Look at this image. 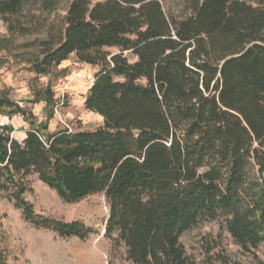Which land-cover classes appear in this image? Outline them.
I'll use <instances>...</instances> for the list:
<instances>
[{
    "label": "trees",
    "instance_id": "16d2710c",
    "mask_svg": "<svg viewBox=\"0 0 264 264\" xmlns=\"http://www.w3.org/2000/svg\"><path fill=\"white\" fill-rule=\"evenodd\" d=\"M0 20L42 37L35 76L70 56L96 68L83 103L102 119L93 131L34 127L0 91V115L30 126L17 141L0 125V192L25 222L95 233L37 215L24 199L36 176L65 204L102 194V237L130 264H195L180 239L202 222L264 264V0H0Z\"/></svg>",
    "mask_w": 264,
    "mask_h": 264
},
{
    "label": "rangeland",
    "instance_id": "374dc122",
    "mask_svg": "<svg viewBox=\"0 0 264 264\" xmlns=\"http://www.w3.org/2000/svg\"><path fill=\"white\" fill-rule=\"evenodd\" d=\"M93 2L99 0H92ZM41 36L10 35L0 20V91L34 115V126H46L47 132L65 129L55 115L56 105L61 120L72 132L93 131L102 126V119L84 109V97L93 80L96 68L80 63L70 56L46 76L30 72L29 62L39 57V47L33 41ZM115 53V49L107 50ZM41 97L34 100L36 93ZM48 92L52 93L46 102ZM19 117L0 115V125ZM15 122V121H14ZM43 128V127H40ZM29 189L24 199L37 215L70 222L80 220L95 229L87 240L60 238L45 229H36L24 221L21 211L14 208L0 192V241L9 264H130L124 256L111 251L102 237L107 207L102 194H93L75 204L63 203L36 176L26 179ZM186 254L195 264H246L252 261L233 242L218 222H202L185 233L181 239ZM256 254L264 262V246Z\"/></svg>",
    "mask_w": 264,
    "mask_h": 264
},
{
    "label": "crops",
    "instance_id": "0c3cea01",
    "mask_svg": "<svg viewBox=\"0 0 264 264\" xmlns=\"http://www.w3.org/2000/svg\"><path fill=\"white\" fill-rule=\"evenodd\" d=\"M16 116H18V115H13L11 117H16ZM18 117H19L18 119H16V120H8L5 123H2V125H7L11 129V137L14 138L17 141H20L23 138V136H24V132L28 128H30V126L28 125L27 122H25L22 119L21 116H18ZM37 124H38V126L43 127V125L41 126L40 125L41 123L38 122V121H37ZM33 126H34V122H33Z\"/></svg>",
    "mask_w": 264,
    "mask_h": 264
},
{
    "label": "built area",
    "instance_id": "2783aa9c",
    "mask_svg": "<svg viewBox=\"0 0 264 264\" xmlns=\"http://www.w3.org/2000/svg\"><path fill=\"white\" fill-rule=\"evenodd\" d=\"M60 106H62V102L61 103H59V105H56V107H55V109H54V113H55V115L56 116H58L59 117V120L61 121V123L65 126V129L66 130H68L69 132L71 131V129L61 120V118H60V115H59V113H58V108L60 107Z\"/></svg>",
    "mask_w": 264,
    "mask_h": 264
}]
</instances>
